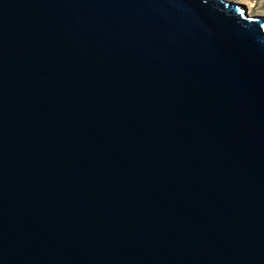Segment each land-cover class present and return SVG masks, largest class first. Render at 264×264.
I'll return each instance as SVG.
<instances>
[{
	"label": "water",
	"instance_id": "obj_1",
	"mask_svg": "<svg viewBox=\"0 0 264 264\" xmlns=\"http://www.w3.org/2000/svg\"><path fill=\"white\" fill-rule=\"evenodd\" d=\"M0 264H264V14L0 0Z\"/></svg>",
	"mask_w": 264,
	"mask_h": 264
},
{
	"label": "rangeland",
	"instance_id": "obj_2",
	"mask_svg": "<svg viewBox=\"0 0 264 264\" xmlns=\"http://www.w3.org/2000/svg\"><path fill=\"white\" fill-rule=\"evenodd\" d=\"M239 2H243L247 6L248 12L251 13H259L264 14V0H257L256 3H254L252 0H235Z\"/></svg>",
	"mask_w": 264,
	"mask_h": 264
},
{
	"label": "trees",
	"instance_id": "obj_3",
	"mask_svg": "<svg viewBox=\"0 0 264 264\" xmlns=\"http://www.w3.org/2000/svg\"><path fill=\"white\" fill-rule=\"evenodd\" d=\"M254 3H256L257 2V0H252ZM264 7V6H263Z\"/></svg>",
	"mask_w": 264,
	"mask_h": 264
}]
</instances>
